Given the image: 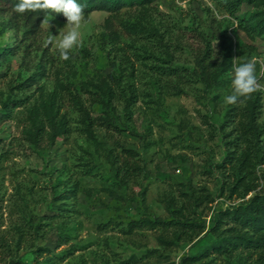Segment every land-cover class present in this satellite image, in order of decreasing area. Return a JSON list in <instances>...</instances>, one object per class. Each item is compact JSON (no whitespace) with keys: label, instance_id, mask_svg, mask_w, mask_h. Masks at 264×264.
<instances>
[{"label":"rangeland","instance_id":"374dc122","mask_svg":"<svg viewBox=\"0 0 264 264\" xmlns=\"http://www.w3.org/2000/svg\"><path fill=\"white\" fill-rule=\"evenodd\" d=\"M256 10L243 4L231 14L216 0H150L117 12L95 10L84 14L81 44L69 60L60 59L54 44L45 46L49 36L59 40L58 34L67 31L66 20L47 14L29 37L0 10V264L17 258L33 263L51 258L55 264H179L181 256L201 252L213 239L208 232L169 246L159 243L157 226L131 231L129 223L142 217L170 220V199L179 205L184 194H207L211 201L203 200L196 209L207 230L216 212L250 196L222 194L223 180L229 179L216 165L228 148L243 146L235 128L238 117L229 121L228 113L253 100L260 105L256 123L264 161V92L235 105L225 103L235 66L255 58L259 81L264 71V28L252 20L249 36L242 29V18ZM220 36L229 39L231 66L217 85L205 88L197 79L196 55L207 46L210 60L219 62ZM166 66L181 76L163 73ZM102 77L115 92L107 105L92 99ZM131 94L133 102L126 105ZM74 96L94 121L93 137L82 131ZM7 99L23 106L7 115ZM49 101L54 110L60 108L70 130L53 145L25 134L29 108L42 109ZM99 117L112 123L100 126ZM123 148L137 152L142 161L144 173L136 182L121 184L115 177ZM262 170L264 163H259L256 175ZM262 182L259 177L258 188ZM254 259L240 248L210 254L196 264Z\"/></svg>","mask_w":264,"mask_h":264},{"label":"trees","instance_id":"16d2710c","mask_svg":"<svg viewBox=\"0 0 264 264\" xmlns=\"http://www.w3.org/2000/svg\"><path fill=\"white\" fill-rule=\"evenodd\" d=\"M150 0H77L84 14L95 10H106L117 12L124 6L144 4ZM223 8L231 14H237L243 4L258 7L259 10L252 12L246 18H242L245 25L242 29L249 36L253 32L251 21L255 20L256 25L264 28V0H216ZM18 0H0V10L7 12L14 25L19 29L23 27L24 34L35 35L40 30L42 18L51 14L57 19L66 20L62 13H52L45 11L25 12L18 14L13 9ZM257 17V18H256ZM220 61L214 63L210 60L211 52L207 46L197 52L196 66L197 79L205 88H212L220 82L222 73L229 70L231 66L230 42L225 36H220ZM167 75L181 76L177 68L166 66L161 68ZM117 84V77H112ZM260 81L264 84V71ZM100 92H95L92 96L93 101L101 102L105 105L114 98L113 84L101 78L96 86ZM133 95L125 98L126 105L133 102ZM73 104L80 115L82 131L89 137H93L94 121L88 110L83 106L77 97H73ZM46 104V105H45ZM42 104L40 109L33 105L28 110L31 118L30 127L25 134L34 142L50 141L55 144L57 137H65L69 134L68 122L64 114H60L59 107L54 110L52 101ZM23 106L22 101L17 99H7L4 107L7 115L12 109ZM260 105L256 100L247 101V105L237 112H229L227 120L232 121V117L237 116L235 128L239 131L238 138L242 140L243 146L240 151L228 148L226 156L216 165L218 171L229 180H223L221 187L222 194L232 196L239 195L241 198L250 193V196L237 204L216 212L212 218V226L205 230V224L200 220L196 209L202 204L203 200L211 201L206 194L204 197L194 194H184L179 205L173 200H169L167 207L171 211L170 220L154 218L149 220L142 217L137 221L129 223L131 231L143 225L157 226L161 230L157 238L162 245H177L180 241H193L202 233H210L213 239L209 244L197 254H186L179 258V264H196L201 258L210 254H230L238 249H247L255 256L252 262L247 264H264V170L256 175V167L262 160L261 148L259 146L260 129L256 123ZM41 111V114H39ZM226 120V121H227ZM98 125L108 126L112 122L107 117H99ZM46 127L48 130H46ZM233 147L236 146L232 141ZM115 177L121 184L136 182L144 173L142 161L137 152L132 149L123 148L122 153L117 155L115 160ZM259 177L263 179L262 185L258 188ZM144 201V194H142ZM34 231L40 229V225L34 226ZM40 249V248H39ZM38 249V250H39ZM51 258L41 262H26L21 259H11L7 264H52ZM55 264V263H53Z\"/></svg>","mask_w":264,"mask_h":264},{"label":"clouds","instance_id":"9594fccd","mask_svg":"<svg viewBox=\"0 0 264 264\" xmlns=\"http://www.w3.org/2000/svg\"><path fill=\"white\" fill-rule=\"evenodd\" d=\"M18 14L25 12L45 11L52 13H62L66 18L67 31L59 33V40L56 35H51L45 42V46L55 45L56 51L62 60H69L70 54L81 44V26L85 21L82 6L77 0H18L14 9ZM49 25V20L46 21ZM12 33H9L11 36ZM257 63L255 58L249 59L234 67L232 79V92L225 97V103L229 105L237 104L241 98L250 97L257 91L264 92V84H261L257 76Z\"/></svg>","mask_w":264,"mask_h":264}]
</instances>
